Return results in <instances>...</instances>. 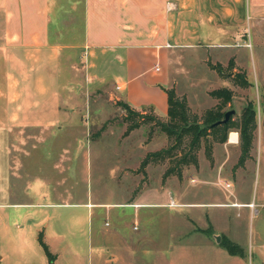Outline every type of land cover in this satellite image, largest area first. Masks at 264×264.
I'll list each match as a JSON object with an SVG mask.
<instances>
[{"label": "rangeland", "instance_id": "rangeland-1", "mask_svg": "<svg viewBox=\"0 0 264 264\" xmlns=\"http://www.w3.org/2000/svg\"><path fill=\"white\" fill-rule=\"evenodd\" d=\"M258 10L257 15L252 13L253 17H248L245 31L238 41L229 42L230 45L224 48L178 50L181 53L179 64L174 62L171 66L172 77L177 81V85L172 87L177 94L187 96L194 113L202 114L214 106L218 100L210 91L222 87H230L234 91L232 105L227 110L235 109L240 113L248 100L254 102L259 128L244 164L235 169L239 159L233 149L230 148L226 155L222 143H215L213 153L217 164L212 169L214 164L208 161L203 144L198 153L201 166L199 169L188 167L184 176L187 181L192 175L198 179L209 178L207 186L211 195L199 194V198L221 196L227 202L252 199L257 203L255 206L183 208L162 205L144 208L140 211V225L136 230L133 228L134 217L125 216L120 222L126 225L122 236L110 233L105 236L106 244L102 246L97 244L94 227L92 232L90 228L97 219L94 217L91 221L92 216L86 208L51 205L48 208L21 209L20 212L8 208L7 215L0 218V264H264V206L260 205L264 195V4ZM202 57L210 58L207 65L202 62ZM83 60H86L84 55ZM231 61L239 70L246 72L250 87L233 85L209 65L221 64L228 74ZM67 74L66 71L64 75ZM65 85L68 88V84ZM78 94L77 98L81 96V100L78 98L79 102L72 107L81 115L77 122L79 126L71 125L72 135L63 137L66 141L59 144L77 145L81 139L84 147L78 152L73 149L72 160L70 164L66 163V168L58 151L54 163H41L40 152L25 160L34 174L32 178L25 175L23 184L18 185L17 195L21 199H45L50 203H113L128 196V200L131 198L129 190L141 185L143 174L138 170L146 153L172 144L167 134L151 123L142 124L125 135L126 112L118 104L120 100L110 99L106 92L87 90ZM145 109L150 112L149 107ZM154 113L161 120H167L161 112ZM105 123H108L107 130L96 138L95 134ZM235 137L233 132L231 138ZM224 158L218 177L217 171ZM53 164H56L55 168ZM169 165L167 160L147 167L150 187L161 186L162 174ZM124 167L130 168L122 170ZM228 174H231L230 179ZM124 175L129 176L123 178ZM132 177L136 179L135 185ZM180 182L177 176H170L164 188L175 194ZM227 182H232L231 186L225 187ZM192 196L189 187L185 199L191 200ZM112 211L113 220L119 222L118 210L113 208ZM207 213L212 217L214 227L208 223ZM199 225L205 228L204 231L199 230ZM214 230L223 232L237 244L236 253L230 252L223 241L225 236L214 235ZM40 232L55 255L54 260L49 259L40 244ZM217 236L221 237L220 241ZM116 254L121 260L113 262L115 258L112 256Z\"/></svg>", "mask_w": 264, "mask_h": 264}, {"label": "crops", "instance_id": "crops-1", "mask_svg": "<svg viewBox=\"0 0 264 264\" xmlns=\"http://www.w3.org/2000/svg\"><path fill=\"white\" fill-rule=\"evenodd\" d=\"M263 4L264 0H0V218L7 215L8 208L15 212L51 205L86 208L91 221L97 219L90 228L92 232L94 227L97 244L102 246L110 233L122 236L126 225L120 222L125 216L134 217L136 230L141 209L170 205L167 200L183 208L255 206L252 199L227 202L221 196L199 198V194L211 195L209 178L192 175L187 181L184 173L182 179L178 178L181 186L175 194L164 188L169 179H163L165 170L161 186L150 187L146 170L151 164L141 172L140 187L129 190L131 202L126 196L113 203H50L45 199H21L17 190L25 175L33 177L31 165H26L25 160L32 159L34 153H41V163H54L58 151L66 168L73 149L78 152L84 147L81 139L77 145L59 144L66 141L63 137L72 135L71 125L79 126L81 115L72 107L78 98L81 100L78 92L104 91L110 99L125 101L136 110L146 112V107H153L154 112L167 117L165 88L177 85L171 74L172 64H179L181 58L177 51L224 48L238 41L248 17L257 15ZM209 59L202 57V62L207 65ZM236 70L235 66L231 73ZM233 132L235 138H231ZM221 145L226 155L231 148L239 159L238 131H230ZM225 160L219 165L218 177ZM208 161L215 168L214 153L213 161ZM200 164L199 156V166L192 167L199 169ZM125 168L130 167L122 170ZM132 178L135 185L136 179ZM189 187L193 196L186 200ZM261 198L260 205L264 206V195ZM113 208L119 214L116 223ZM206 216L214 227L210 214ZM214 235L234 242L223 232L214 230ZM112 257L113 262L121 260L118 254Z\"/></svg>", "mask_w": 264, "mask_h": 264}, {"label": "trees", "instance_id": "trees-1", "mask_svg": "<svg viewBox=\"0 0 264 264\" xmlns=\"http://www.w3.org/2000/svg\"><path fill=\"white\" fill-rule=\"evenodd\" d=\"M211 68L217 70L222 76L226 77L233 85L248 88L249 82L246 72L237 70L233 61L230 62V72L227 74L221 64H209ZM168 95V113L167 120H161L154 113V108L150 107V112H142L131 107L125 101H119V105L125 113V121L127 129L125 135H129L133 130L139 128L142 124L151 123L158 126L167 134L172 144L167 148L158 151L149 152L142 160L139 172H145L149 164L162 163L167 160L170 165L166 167L163 174L164 181L170 176H177L182 179L184 170L190 166H199V150L204 144L205 153L209 160L213 161V148L215 143H225L228 139L230 131L239 132L241 155L235 169L242 166L249 157V152L253 148L258 129L257 109L252 100H248L245 107L240 113L235 112L231 115L227 122H219L225 118L227 107L232 105L234 99V91L230 87H222L213 89L210 94L218 100V102L207 108L202 114L194 113L189 106L186 95L177 94L175 87L165 88ZM264 110V88L262 95ZM264 124V116H263ZM108 123H105L101 129L95 134V137L101 136L102 132L107 129ZM153 130V127L152 129ZM152 133V132H151ZM151 136V134H150ZM200 231H204L199 229ZM225 244L231 253H236L237 244L226 237H223ZM39 241L43 246L50 260H54L55 255L51 252L49 245L44 240L43 232L39 233Z\"/></svg>", "mask_w": 264, "mask_h": 264}, {"label": "water", "instance_id": "water-1", "mask_svg": "<svg viewBox=\"0 0 264 264\" xmlns=\"http://www.w3.org/2000/svg\"><path fill=\"white\" fill-rule=\"evenodd\" d=\"M236 111L235 109H230L225 113V118L219 122H227L232 114H234ZM221 237L217 236V240L220 241Z\"/></svg>", "mask_w": 264, "mask_h": 264}, {"label": "built area", "instance_id": "built-area-1", "mask_svg": "<svg viewBox=\"0 0 264 264\" xmlns=\"http://www.w3.org/2000/svg\"><path fill=\"white\" fill-rule=\"evenodd\" d=\"M226 186H228V187L231 186V183H230V182H227V183L225 184V187H226ZM170 205H171V206H176V204L174 203V201H171Z\"/></svg>", "mask_w": 264, "mask_h": 264}]
</instances>
